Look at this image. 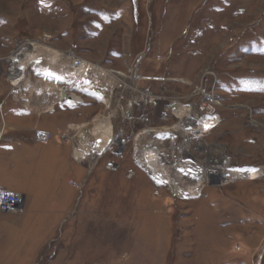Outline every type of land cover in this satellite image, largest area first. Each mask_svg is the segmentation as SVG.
<instances>
[{
    "label": "rangeland",
    "instance_id": "374dc122",
    "mask_svg": "<svg viewBox=\"0 0 264 264\" xmlns=\"http://www.w3.org/2000/svg\"><path fill=\"white\" fill-rule=\"evenodd\" d=\"M5 117L0 264H264V0H0Z\"/></svg>",
    "mask_w": 264,
    "mask_h": 264
},
{
    "label": "bare ground",
    "instance_id": "6f19581e",
    "mask_svg": "<svg viewBox=\"0 0 264 264\" xmlns=\"http://www.w3.org/2000/svg\"><path fill=\"white\" fill-rule=\"evenodd\" d=\"M24 46V45H23ZM21 47V46H20ZM19 47V48H20ZM38 47V46H37ZM37 47H35V44H32V43H30V49L29 50H26V54L24 55L23 54V48L25 49V46L22 48H20V49H18V53H17V59L18 60H21L20 61V64H21V66H20V71L22 72V77L20 78H14L13 80H12V83H13V85L15 86V85H17L19 82H21V79L23 80V77H24V74L26 73V71H27V65H31V64H33V63H37L36 61H39L40 59L43 61V59H49L52 63H55V64H58L60 61H62V59H64V58H70L72 55L71 54H69L68 56H64V57H62V55H60V54H56V53H53V54H51V53H41L40 51H38L36 48ZM39 63V62H38ZM79 63V64H78ZM86 65H88V63L87 62H85V61H83V60H77L76 62H75V65H74V67H84V66H86ZM61 98L63 99V98H65L71 105H76V104H79V103H81V97L80 96H78V95H76V94H74V93H66L65 91H62V93H61ZM153 99V98H152ZM105 100V99H104ZM154 101H155V99H154ZM105 104L107 103L106 101H103ZM108 104V103H107ZM110 107V104H108V108ZM211 125L209 124V127H210ZM86 127V126H85ZM101 128V127H100ZM105 129H112V126L111 125H105L104 127H103V129L101 128V129H99V131H100V133H103L104 131H105ZM104 130V131H103ZM182 132V131H181ZM140 134H142V132L140 133ZM139 136V135H138ZM0 137H1V132H0ZM107 139H109L110 141H113L114 143H119L120 144V146H122L123 145V143H121L120 141H119V139H111V137L109 136ZM110 143V142H109ZM111 144V143H110ZM109 147V146H108ZM95 150H93V152H94ZM106 151V150H105ZM146 155H144L143 157H142V161L144 162V164H145V166L149 169V170H151V173L154 175V180H155V182H157V183H161L162 181L164 182V183H167V184H170V183H172V181H165L166 179H165V175H163V173H164V171H166L165 169H162L161 167H156L155 168V166H154V164L151 162V160L149 161V160H147V157H145ZM148 161V162H147ZM168 166V165H167ZM168 170V169H167ZM257 171H255V172H249V171H246V173L245 172H241V171H238V170H236V172H237V174H240V172H241V174H246V175H248L249 177L248 178H251L252 180H257V179H259L262 175H264V168H259V169H256ZM235 172V173H236ZM222 173H223V171H222ZM165 174V173H164ZM239 176V175H238ZM242 176V175H241ZM165 179V180H164ZM261 179V178H260ZM231 179H227V181H230ZM246 181V180H245ZM176 183V182H175ZM169 186V185H168ZM193 191H191V193H192Z\"/></svg>",
    "mask_w": 264,
    "mask_h": 264
},
{
    "label": "crops",
    "instance_id": "0c3cea01",
    "mask_svg": "<svg viewBox=\"0 0 264 264\" xmlns=\"http://www.w3.org/2000/svg\"><path fill=\"white\" fill-rule=\"evenodd\" d=\"M49 102V100H44L42 103H48ZM60 101L61 100H52L51 101V106L49 107V109L44 113V114H51V113H54L56 110V106L60 103ZM24 104V106H25V104L26 103H23ZM27 109H29V111L32 113V114H34V111L33 110H31V108L30 107H28V106H25ZM68 109V111H66V109L65 110H63V111H61L60 113H59V115H63V116H68L69 114H72L71 112H70V108H67ZM76 126V123H74V122H68L66 125H65V129H66V131H67V135L69 136V138L73 141V143H72V150H71V154H72V156L74 157V159L78 162V163H81L82 164V159L83 158H81V159H77L76 157H75V154L76 153H78L79 151H82L83 149L81 148V147H83L82 146V142L79 144V141L76 143V140L75 139H73L72 137H70L71 135H69V133L74 129V127ZM9 127H14L13 126V124L12 125H9L8 124V122H7V118L5 117V123H4V125L1 127L0 126V132H1V137H0V145H1V143L4 141V137H5V134L7 133V131H8V129H9ZM14 128H16V127H14ZM12 133H14V137L12 138L13 140H20L19 141V143H22V138H23V135H21V134H19V133H17V132H12ZM46 133H48V132H46ZM50 134V133H49ZM51 135V134H50ZM26 137V136H25ZM35 137H36V135L34 136V137H30V140L31 141H34L35 140ZM27 138V137H26ZM50 141H51V139L47 142V143H41L42 145H44V146H49L50 145ZM83 152V151H82ZM84 154V153H83ZM16 192H18V193H20V191H16ZM25 196V200L27 199V196L26 195H24ZM26 203V202H25Z\"/></svg>",
    "mask_w": 264,
    "mask_h": 264
},
{
    "label": "built area",
    "instance_id": "2783aa9c",
    "mask_svg": "<svg viewBox=\"0 0 264 264\" xmlns=\"http://www.w3.org/2000/svg\"><path fill=\"white\" fill-rule=\"evenodd\" d=\"M51 135L46 132H38L36 140L40 143H47ZM25 196L0 186V212L7 214H18L24 211Z\"/></svg>",
    "mask_w": 264,
    "mask_h": 264
},
{
    "label": "snow or ice",
    "instance_id": "6c2138e0",
    "mask_svg": "<svg viewBox=\"0 0 264 264\" xmlns=\"http://www.w3.org/2000/svg\"><path fill=\"white\" fill-rule=\"evenodd\" d=\"M241 171H245V170H241ZM246 171H249V172H255L257 171L256 169H247Z\"/></svg>",
    "mask_w": 264,
    "mask_h": 264
}]
</instances>
